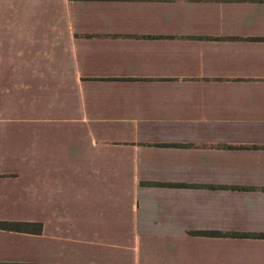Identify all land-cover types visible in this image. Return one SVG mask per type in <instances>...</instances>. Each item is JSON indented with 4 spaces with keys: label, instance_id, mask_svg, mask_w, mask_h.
<instances>
[{
    "label": "crops",
    "instance_id": "crops-1",
    "mask_svg": "<svg viewBox=\"0 0 264 264\" xmlns=\"http://www.w3.org/2000/svg\"><path fill=\"white\" fill-rule=\"evenodd\" d=\"M48 185L161 241L131 264H264L232 237L264 235V0H0V222L42 227L0 230V264H45L72 228ZM108 226H74L87 264H124Z\"/></svg>",
    "mask_w": 264,
    "mask_h": 264
},
{
    "label": "rangeland",
    "instance_id": "rangeland-1",
    "mask_svg": "<svg viewBox=\"0 0 264 264\" xmlns=\"http://www.w3.org/2000/svg\"><path fill=\"white\" fill-rule=\"evenodd\" d=\"M18 108L19 106L15 102L12 106L13 115H19ZM66 173L64 172L63 175ZM73 175L81 178L87 177V172L78 171L74 172ZM64 178H68V175L66 174ZM123 187V201L121 200L120 205L126 207L130 186L126 183ZM75 200L78 203L73 205L72 203H75ZM48 205L49 207H47ZM44 208H47L46 213L48 217L55 219L57 225L58 223L66 225L68 220L65 219L70 218L72 227L69 229V232L68 229H62V232L65 233H61L59 229L54 230L53 228L46 231L44 236L45 264H87V236L89 235H87V230L84 231L82 228L74 227L75 225H79V221L83 222V220L87 219V213L90 214L92 219H95V222L100 221L101 227L110 225L108 226L110 228H103L104 231L100 232L102 234L92 235V239L97 237L104 245L120 244V247L123 248L124 264H131L133 257H137V254H140L138 250L145 253L149 242H161L160 240H154V236L134 235V228L132 229L126 216L124 220L120 221H117L115 218L102 219L100 218L98 207L92 212H87V189L84 191L82 186L53 187L52 185H48L45 188V192H43ZM57 219H59L58 223ZM91 222H94V220H91ZM119 222H123L124 226L121 227L120 224L118 227ZM98 228L100 227H96V230Z\"/></svg>",
    "mask_w": 264,
    "mask_h": 264
},
{
    "label": "trees",
    "instance_id": "trees-1",
    "mask_svg": "<svg viewBox=\"0 0 264 264\" xmlns=\"http://www.w3.org/2000/svg\"><path fill=\"white\" fill-rule=\"evenodd\" d=\"M158 186L183 187L181 185H166V184H158ZM0 230L10 231L13 233H26V234H32V235H39L41 233L42 227H41V224L19 223V222H0ZM232 237H241V238L256 237V238L264 239V235H257V236L233 235Z\"/></svg>",
    "mask_w": 264,
    "mask_h": 264
}]
</instances>
